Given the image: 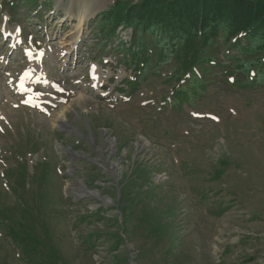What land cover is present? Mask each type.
Masks as SVG:
<instances>
[{"label": "rangeland", "instance_id": "rangeland-1", "mask_svg": "<svg viewBox=\"0 0 264 264\" xmlns=\"http://www.w3.org/2000/svg\"><path fill=\"white\" fill-rule=\"evenodd\" d=\"M40 1L0 0L28 56L0 41V264H264V88L198 65L200 36L122 92L134 72L114 51L133 32L99 47V21L160 0ZM78 6L93 8L82 27ZM186 66L203 90L173 108L174 90L195 87L176 76Z\"/></svg>", "mask_w": 264, "mask_h": 264}, {"label": "trees", "instance_id": "trees-1", "mask_svg": "<svg viewBox=\"0 0 264 264\" xmlns=\"http://www.w3.org/2000/svg\"><path fill=\"white\" fill-rule=\"evenodd\" d=\"M119 11L116 8L115 14L108 13L100 25L108 40L119 25L133 29L130 45L121 43L118 50L124 54L121 63L136 70L131 90L136 91L148 73H158L171 62L182 44L200 36L208 37L211 49L202 52L198 65L222 69L225 81L242 90L264 88V0H160L149 7L141 2L127 6L125 15L117 16ZM213 48L225 61L212 54ZM182 75L185 79L191 76L188 84L195 83V87L188 91L183 85L184 90H174L173 104L165 100L164 106H187L191 94L200 96L201 74L186 66L176 73Z\"/></svg>", "mask_w": 264, "mask_h": 264}, {"label": "bare ground", "instance_id": "bare-ground-1", "mask_svg": "<svg viewBox=\"0 0 264 264\" xmlns=\"http://www.w3.org/2000/svg\"><path fill=\"white\" fill-rule=\"evenodd\" d=\"M86 1L88 2L89 0H82V2L83 3H86ZM91 1V0H90ZM98 1V2H97ZM96 1V3H94V6H99V4L101 3V1H103V0H97ZM80 3H81V1H80ZM77 7V6H76ZM79 7V6H78ZM86 9H93L92 7H89V6H84V7H79V9H78V11H83V12H80V15H81V19H79L80 20V27H82V24H83V22H84V20L86 19V17L87 16H90L93 12L92 11H89V12H87L86 11ZM86 16V17H85ZM78 17V16H77ZM74 32H72L71 31V33L70 34H73ZM79 35V34H78ZM77 35V36H78ZM67 37H69V35L67 36ZM67 39V41H65V42H63L62 44H64V45H70V44H72V43H74V42H72V39H69V38H66ZM66 52V50H64V52H60V55H62L63 53H65ZM68 109V108H67ZM67 111V110H66ZM65 118H66V115H65V110H63L62 112H60L58 115H57V117H56V119H57V122L60 124V125H63L64 124V121H65Z\"/></svg>", "mask_w": 264, "mask_h": 264}]
</instances>
